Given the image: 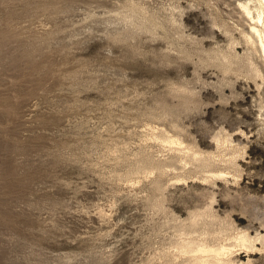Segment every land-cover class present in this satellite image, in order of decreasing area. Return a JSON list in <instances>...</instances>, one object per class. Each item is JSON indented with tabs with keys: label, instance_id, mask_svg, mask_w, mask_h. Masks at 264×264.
I'll use <instances>...</instances> for the list:
<instances>
[{
	"label": "rangeland",
	"instance_id": "rangeland-1",
	"mask_svg": "<svg viewBox=\"0 0 264 264\" xmlns=\"http://www.w3.org/2000/svg\"><path fill=\"white\" fill-rule=\"evenodd\" d=\"M243 5L264 13L0 0V264H191L200 243L264 264V59Z\"/></svg>",
	"mask_w": 264,
	"mask_h": 264
},
{
	"label": "bare ground",
	"instance_id": "bare-ground-1",
	"mask_svg": "<svg viewBox=\"0 0 264 264\" xmlns=\"http://www.w3.org/2000/svg\"><path fill=\"white\" fill-rule=\"evenodd\" d=\"M242 5V4H241ZM249 5V4H248ZM260 5V4H259ZM256 6V5H255ZM263 6V5H262ZM245 10V12L248 14V16L251 18L252 24L251 25V34H250V38L252 37L251 35H253V39L254 37L258 38L256 39V45L259 46V50L261 52V55L264 59V13L261 11L257 10V14H252V11L250 10L249 6L247 5H243V7ZM257 8V7H256ZM262 9V8H261ZM260 23V26H258ZM250 40V39H249ZM255 42V41H254ZM255 46V47H257ZM258 48V47H257ZM258 50V49H256ZM258 50V51H259ZM256 71V70H255ZM203 212V211H202ZM201 213H195L193 214V217L191 220H196V218L200 215ZM204 215V214H203ZM202 216V215H201ZM215 219V218H214ZM197 221V220H196ZM196 223V222H195ZM193 227V226H192ZM185 233V232H184ZM190 234V233H188ZM242 237V238H241ZM240 239H243L242 241H244L245 239H248V236L243 235L241 236ZM261 238V237H260ZM192 239V238H191ZM191 239H187L185 241H182L181 246H183V248H185V250L187 251V249H191L194 248L196 246V243L194 242V240ZM250 239V238H249ZM197 240V239H196ZM199 241V240H198ZM241 241V240H240ZM247 241V240H246ZM201 242V240H200ZM203 242V241H202ZM204 243V242H203ZM200 243V247L197 245V247L195 248L196 250H198L199 253H196L193 255L192 257V263L191 264H228V262L224 261V259L222 260V258L220 257L224 251H227L225 246H218V247H210L209 245L206 246V244H202ZM195 249L193 251H195ZM206 251V256L207 259L204 260V254H201L202 252ZM210 253H209V252ZM209 255H208V254ZM226 253V252H225ZM221 254V255H220ZM226 255V254H225ZM205 256V257H206Z\"/></svg>",
	"mask_w": 264,
	"mask_h": 264
}]
</instances>
